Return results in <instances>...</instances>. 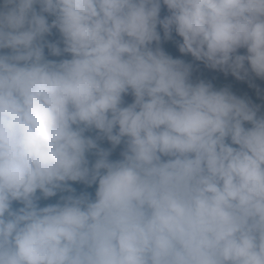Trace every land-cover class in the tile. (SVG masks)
I'll list each match as a JSON object with an SVG mask.
<instances>
[{
    "label": "clouds",
    "instance_id": "clouds-1",
    "mask_svg": "<svg viewBox=\"0 0 264 264\" xmlns=\"http://www.w3.org/2000/svg\"><path fill=\"white\" fill-rule=\"evenodd\" d=\"M0 264H264V0H0Z\"/></svg>",
    "mask_w": 264,
    "mask_h": 264
}]
</instances>
